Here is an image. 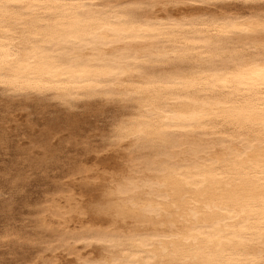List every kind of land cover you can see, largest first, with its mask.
Returning a JSON list of instances; mask_svg holds the SVG:
<instances>
[{"label": "bare ground", "instance_id": "6f19581e", "mask_svg": "<svg viewBox=\"0 0 264 264\" xmlns=\"http://www.w3.org/2000/svg\"><path fill=\"white\" fill-rule=\"evenodd\" d=\"M0 87L130 108L43 209L67 264H264V0H0Z\"/></svg>", "mask_w": 264, "mask_h": 264}, {"label": "rangeland", "instance_id": "374dc122", "mask_svg": "<svg viewBox=\"0 0 264 264\" xmlns=\"http://www.w3.org/2000/svg\"><path fill=\"white\" fill-rule=\"evenodd\" d=\"M129 109L101 96L69 105L52 95L17 96L0 87V123L8 130L0 136V264L54 260L56 233L41 226L43 209L69 191L96 199V172H82L85 167H125L132 149L116 146L114 132ZM60 253L58 264L72 259Z\"/></svg>", "mask_w": 264, "mask_h": 264}, {"label": "snow or ice", "instance_id": "6c2138e0", "mask_svg": "<svg viewBox=\"0 0 264 264\" xmlns=\"http://www.w3.org/2000/svg\"><path fill=\"white\" fill-rule=\"evenodd\" d=\"M0 120H3V117H0ZM6 131H8L7 128L0 123V136H3Z\"/></svg>", "mask_w": 264, "mask_h": 264}]
</instances>
